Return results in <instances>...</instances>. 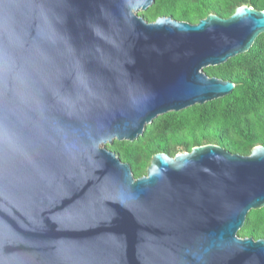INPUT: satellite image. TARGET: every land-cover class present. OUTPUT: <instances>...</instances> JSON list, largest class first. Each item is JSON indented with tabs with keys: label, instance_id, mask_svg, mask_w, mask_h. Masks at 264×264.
I'll use <instances>...</instances> for the list:
<instances>
[{
	"label": "water",
	"instance_id": "95a60500",
	"mask_svg": "<svg viewBox=\"0 0 264 264\" xmlns=\"http://www.w3.org/2000/svg\"><path fill=\"white\" fill-rule=\"evenodd\" d=\"M156 0H0V264H264L241 237L264 207V145L110 150L159 116L224 97L205 69L249 51L264 10L148 21Z\"/></svg>",
	"mask_w": 264,
	"mask_h": 264
},
{
	"label": "trees",
	"instance_id": "16d2710c",
	"mask_svg": "<svg viewBox=\"0 0 264 264\" xmlns=\"http://www.w3.org/2000/svg\"><path fill=\"white\" fill-rule=\"evenodd\" d=\"M241 5L264 10V0H156L140 12L148 21L160 16L198 23L211 13L230 17ZM209 76L233 81L232 93L159 116L135 140H115L107 147L130 163L135 177L147 174L153 156H175L195 146L216 143L233 153L251 154L264 145V33L252 48L227 62L205 69ZM241 237L264 238V207L247 216Z\"/></svg>",
	"mask_w": 264,
	"mask_h": 264
},
{
	"label": "rangeland",
	"instance_id": "374dc122",
	"mask_svg": "<svg viewBox=\"0 0 264 264\" xmlns=\"http://www.w3.org/2000/svg\"><path fill=\"white\" fill-rule=\"evenodd\" d=\"M183 152V151H182Z\"/></svg>",
	"mask_w": 264,
	"mask_h": 264
}]
</instances>
